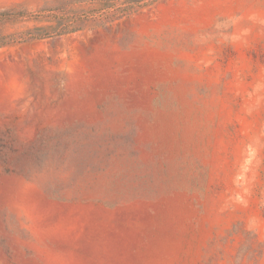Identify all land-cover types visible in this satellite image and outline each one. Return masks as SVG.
<instances>
[{"label": "rangeland", "instance_id": "obj_1", "mask_svg": "<svg viewBox=\"0 0 264 264\" xmlns=\"http://www.w3.org/2000/svg\"><path fill=\"white\" fill-rule=\"evenodd\" d=\"M129 3L0 0V264H264V0Z\"/></svg>", "mask_w": 264, "mask_h": 264}, {"label": "trees", "instance_id": "obj_2", "mask_svg": "<svg viewBox=\"0 0 264 264\" xmlns=\"http://www.w3.org/2000/svg\"><path fill=\"white\" fill-rule=\"evenodd\" d=\"M130 1V6H131V9L134 10L135 7H140L141 5H143L144 3L145 4H149V3H154L156 2L157 0H129ZM33 37L36 36V35H32ZM35 38H38L37 36ZM41 38V37H40Z\"/></svg>", "mask_w": 264, "mask_h": 264}]
</instances>
